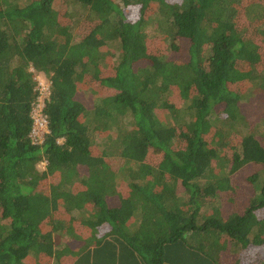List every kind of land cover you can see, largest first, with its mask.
<instances>
[{
	"label": "trees",
	"instance_id": "obj_1",
	"mask_svg": "<svg viewBox=\"0 0 264 264\" xmlns=\"http://www.w3.org/2000/svg\"><path fill=\"white\" fill-rule=\"evenodd\" d=\"M0 264H264V0H0Z\"/></svg>",
	"mask_w": 264,
	"mask_h": 264
},
{
	"label": "built area",
	"instance_id": "obj_2",
	"mask_svg": "<svg viewBox=\"0 0 264 264\" xmlns=\"http://www.w3.org/2000/svg\"><path fill=\"white\" fill-rule=\"evenodd\" d=\"M37 80L39 82V98H38V102L35 105V109H34V118H35V128H34V132H33V137L34 138H39V141L43 140V136L46 134V132L48 131L47 128V118L46 115L44 114V106L46 104L47 99L50 96V85L51 82L49 81H43L42 78H40V76L37 77ZM44 132L41 133L42 127ZM39 133V134H38ZM37 134V135H36ZM37 138V139H38Z\"/></svg>",
	"mask_w": 264,
	"mask_h": 264
},
{
	"label": "rangeland",
	"instance_id": "obj_3",
	"mask_svg": "<svg viewBox=\"0 0 264 264\" xmlns=\"http://www.w3.org/2000/svg\"><path fill=\"white\" fill-rule=\"evenodd\" d=\"M84 25H81V27H80V31L79 32H81L82 31V29L84 30ZM40 78H42L41 76H40ZM43 79V81L45 80L44 78H42ZM46 81V80H45ZM244 105V110H246L247 112H249L250 111V109H251V105L250 104H243ZM40 126V125H39ZM40 127H42V126H40ZM41 130V133L42 132H44V130H43V127H42V129H40ZM39 134V133H38ZM37 135V134H36ZM38 138V137H37ZM112 160H113V165H114V167L117 169V167H120V166H122V163L120 162V160L117 158V157H112ZM39 167L41 168V169H43L44 167H45V163H41L40 165H39ZM56 242L57 243H62V241H61V238H59V236H58V238H57V240H56ZM227 256V260H228V262L229 263H233L234 262V259H235V254L233 255V256H230L229 254H227L226 255Z\"/></svg>",
	"mask_w": 264,
	"mask_h": 264
}]
</instances>
